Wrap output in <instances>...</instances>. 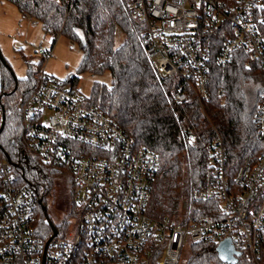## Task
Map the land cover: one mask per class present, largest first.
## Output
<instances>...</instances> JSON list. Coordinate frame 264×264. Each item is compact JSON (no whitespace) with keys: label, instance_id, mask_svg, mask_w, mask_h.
<instances>
[{"label":"built area","instance_id":"built-area-1","mask_svg":"<svg viewBox=\"0 0 264 264\" xmlns=\"http://www.w3.org/2000/svg\"><path fill=\"white\" fill-rule=\"evenodd\" d=\"M143 23L140 38L175 106L211 98L210 66L243 51L264 66V0H128ZM45 60L53 47L38 45ZM6 108L0 97V132ZM264 142V94L253 116ZM19 142L28 154L66 167L73 175V220L42 236L35 224L37 186L22 183L20 166L0 141V264H179L187 241L234 247L264 264V153L233 172L215 129L212 163L203 183L182 200L178 216L150 212L158 155L72 84L41 67L20 109ZM218 201L213 214L194 202ZM72 227V228H71Z\"/></svg>","mask_w":264,"mask_h":264},{"label":"trees","instance_id":"trees-1","mask_svg":"<svg viewBox=\"0 0 264 264\" xmlns=\"http://www.w3.org/2000/svg\"><path fill=\"white\" fill-rule=\"evenodd\" d=\"M8 1L24 18L41 24L44 32L51 35L52 46L59 35L75 42L83 52L80 70L110 72L111 82L95 81L87 99L110 115L138 146L150 148L158 155L160 167L149 208L153 215L178 216L182 200L190 197L193 187L202 185L212 163L215 129L223 137L233 172L264 153V142L257 138L253 122L257 102L264 94V66L252 61L247 53L236 52L233 60L223 66L211 63V98L205 102V111L198 103L175 106L170 97L171 83L154 70L140 38L143 23L131 16L128 0ZM117 28L125 35L119 46L115 43ZM260 31L264 38V21ZM23 56L28 69L22 79L0 60V97L6 108L0 141L19 164L22 183L37 186L41 202L35 224L39 234L49 237L52 225L60 229L61 223H55L49 215L46 197L62 177L68 180L71 190L74 180L66 167L28 154L19 142L20 109L35 88L45 61L40 58L35 66ZM69 83L78 89L79 78L74 76ZM194 205L200 215L213 214L212 207H218V201L206 199ZM216 247V243L191 242L185 264H229L219 258ZM236 264L258 263L243 254Z\"/></svg>","mask_w":264,"mask_h":264},{"label":"rangeland","instance_id":"rangeland-1","mask_svg":"<svg viewBox=\"0 0 264 264\" xmlns=\"http://www.w3.org/2000/svg\"><path fill=\"white\" fill-rule=\"evenodd\" d=\"M35 21L32 18H24L12 2L0 0V52L11 67L12 72L19 79L27 76L28 64L23 54L36 66L41 58L37 52L38 45L51 47L53 43L51 35L46 34L41 24ZM115 39L116 46H119L125 39V35L120 28L116 30ZM82 59L83 52L79 46L68 37L59 35L54 43L52 56L45 60L43 65H45V69L48 72L54 74L66 84H70L72 77H78V90L88 98L93 83L100 81L109 84L111 82V74L109 71L95 74L90 71L80 70ZM1 65L0 61V96ZM4 99L5 97H3ZM73 202V190L70 189L68 180L64 176L56 181L55 188L46 197L45 204L49 215L55 223H61V226L66 224L67 226L73 220V215L71 214ZM64 221L66 222L65 224L63 223ZM190 243V240H188L183 247L179 264L187 262L190 253Z\"/></svg>","mask_w":264,"mask_h":264},{"label":"water","instance_id":"water-1","mask_svg":"<svg viewBox=\"0 0 264 264\" xmlns=\"http://www.w3.org/2000/svg\"><path fill=\"white\" fill-rule=\"evenodd\" d=\"M0 60L4 64H7V61H5L4 57L1 55V52H0ZM52 227H53L54 234H56L57 227L54 224L52 225ZM216 249H217L219 258L223 262H226L229 264H236L239 260V256L242 254L241 251L237 250L234 247L231 238L223 239L220 243L217 244Z\"/></svg>","mask_w":264,"mask_h":264},{"label":"crops","instance_id":"crops-1","mask_svg":"<svg viewBox=\"0 0 264 264\" xmlns=\"http://www.w3.org/2000/svg\"><path fill=\"white\" fill-rule=\"evenodd\" d=\"M35 21V20H34ZM35 22H37V21H35ZM52 46V45H51ZM53 48H54V45L52 46Z\"/></svg>","mask_w":264,"mask_h":264}]
</instances>
